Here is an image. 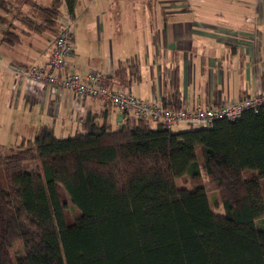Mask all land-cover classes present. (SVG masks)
<instances>
[{
    "label": "trees",
    "instance_id": "16d2710c",
    "mask_svg": "<svg viewBox=\"0 0 264 264\" xmlns=\"http://www.w3.org/2000/svg\"><path fill=\"white\" fill-rule=\"evenodd\" d=\"M16 1L40 17L24 22L55 36L63 9L74 16L78 4ZM162 103L179 108L180 93ZM154 124L127 115L112 128L88 115L72 136L44 126L0 152V264H264V104L209 128ZM183 176L191 188L177 184ZM19 241L24 253L14 261Z\"/></svg>",
    "mask_w": 264,
    "mask_h": 264
},
{
    "label": "crops",
    "instance_id": "0c3cea01",
    "mask_svg": "<svg viewBox=\"0 0 264 264\" xmlns=\"http://www.w3.org/2000/svg\"><path fill=\"white\" fill-rule=\"evenodd\" d=\"M34 1L50 6L53 0ZM114 4L78 0L68 71H98L102 83L144 100L170 102L179 92L181 105L264 90V0H159L155 9ZM26 16L40 20L27 3L8 0L0 7V144H19L44 126L55 135L81 132L88 115L120 127L125 119L112 105L77 99L71 90L53 93L7 68L41 65L51 55L55 36L24 22Z\"/></svg>",
    "mask_w": 264,
    "mask_h": 264
},
{
    "label": "built area",
    "instance_id": "2783aa9c",
    "mask_svg": "<svg viewBox=\"0 0 264 264\" xmlns=\"http://www.w3.org/2000/svg\"><path fill=\"white\" fill-rule=\"evenodd\" d=\"M72 14L62 16L59 31L53 42L51 55L44 64L21 66L8 63L7 68L20 79L48 86L53 93L71 90L77 99L97 98L115 107L125 119L127 115L148 119L153 123H163L169 128L185 124L190 127L209 128L217 120H236L246 111H258L264 104V90L233 100L229 95L222 97L216 104L197 102L193 105H181L177 109L167 108L158 100H144L129 90L112 88L102 83V74L95 70L85 75L68 71L69 59L74 51Z\"/></svg>",
    "mask_w": 264,
    "mask_h": 264
},
{
    "label": "rangeland",
    "instance_id": "374dc122",
    "mask_svg": "<svg viewBox=\"0 0 264 264\" xmlns=\"http://www.w3.org/2000/svg\"><path fill=\"white\" fill-rule=\"evenodd\" d=\"M125 1L126 0H115V4L113 5L112 8H115L118 3L122 4V2H125ZM127 1H129L130 4H137L136 8L139 7V4L141 3V4H143V6L146 9H155L157 3L159 2V0H127ZM129 7L131 8L132 6H129ZM120 8H122V12H121L122 13V19H124V15H123L124 7L120 6ZM131 15H132L131 17H133L132 13H131ZM115 18L116 19L119 18L118 15ZM134 18H137V17L134 16ZM154 125L155 124H153V126ZM187 127H188V125L181 124V125L174 126L173 129L174 130H180V129H185ZM74 133H71L70 135H62V134H60V132H56V137H58V138L68 137V136L73 135ZM19 142H21V141H18V143ZM14 144L15 143H12V142L11 143L10 142H6L5 144H0V152H4L9 146L14 145ZM37 164H38V162H35V161L31 162V163L26 165V169L27 170H34L36 168ZM254 173L255 172H253V171H246L245 175L246 176H252ZM203 180H204V182L206 184V188H207L208 193L210 195V199H211L212 205L216 206L217 210L223 211L222 207H218V205H217L218 203H216V200H217V198H219L220 195L217 192V190L215 189V186L213 185V183H211V181L209 180V178L207 177L206 174H203ZM177 184L180 187H186V188H191L192 185H193L191 179H189L188 176H183V177L178 178L177 179ZM58 188H59V193H60L61 200L64 203V205L66 206L65 207V215H66L67 222H68V224H72L73 221H74L75 216H74V214L71 211V206H72L71 200H70L68 194L66 193V191L63 189L62 186L59 185ZM23 253H24V246H23L21 241L16 242L11 247V256H12V259L14 261L19 256H21Z\"/></svg>",
    "mask_w": 264,
    "mask_h": 264
}]
</instances>
